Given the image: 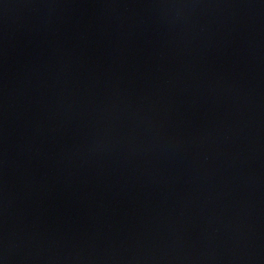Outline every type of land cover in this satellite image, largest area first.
<instances>
[{"label": "water", "instance_id": "water-1", "mask_svg": "<svg viewBox=\"0 0 264 264\" xmlns=\"http://www.w3.org/2000/svg\"><path fill=\"white\" fill-rule=\"evenodd\" d=\"M0 264H264V0H0Z\"/></svg>", "mask_w": 264, "mask_h": 264}]
</instances>
